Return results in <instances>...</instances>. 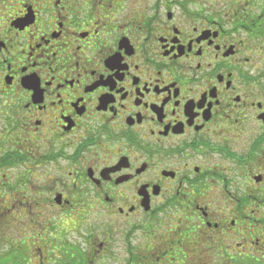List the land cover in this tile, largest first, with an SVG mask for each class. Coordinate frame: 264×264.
Returning <instances> with one entry per match:
<instances>
[{"label": "flooded vegetation", "instance_id": "flooded-vegetation-1", "mask_svg": "<svg viewBox=\"0 0 264 264\" xmlns=\"http://www.w3.org/2000/svg\"><path fill=\"white\" fill-rule=\"evenodd\" d=\"M0 211L38 264H264V0H0Z\"/></svg>", "mask_w": 264, "mask_h": 264}, {"label": "rangeland", "instance_id": "rangeland-1", "mask_svg": "<svg viewBox=\"0 0 264 264\" xmlns=\"http://www.w3.org/2000/svg\"><path fill=\"white\" fill-rule=\"evenodd\" d=\"M4 213H5L4 211L2 212L0 211V254L3 255L2 257L5 259L7 258L11 259L13 256H15V253L12 254L14 241L17 243L19 242L21 244V248L23 245L27 246L29 244L28 249L23 248L21 252L18 253L19 255L18 257H23V256L25 257L22 260L23 264H38L36 262L38 257L37 256L35 257L32 254L31 250H34V248L36 247L40 248L41 244L33 240L34 238H36L35 229H34V226L30 224L31 223L30 219H28L29 222L27 220H22L21 224L17 225L20 222H16L15 219L11 218L12 216L16 215L15 213L13 215L12 213H10V216L6 215L8 216L7 220H5V216L3 215ZM47 218H49V220L51 219L49 212L40 213L39 221H41L43 224H47V220H48ZM15 226H18V227H15ZM18 239L20 241H18ZM29 246L31 250H29ZM43 256H45V250L43 251ZM29 257H30V261L27 259ZM45 261H46V258L43 262L45 263Z\"/></svg>", "mask_w": 264, "mask_h": 264}, {"label": "trees", "instance_id": "trees-1", "mask_svg": "<svg viewBox=\"0 0 264 264\" xmlns=\"http://www.w3.org/2000/svg\"><path fill=\"white\" fill-rule=\"evenodd\" d=\"M15 227H18V226H15ZM18 241H20V240L18 239ZM18 243L15 242V241L13 242V252H12V254L15 253V256H13L14 258L12 257L11 259H9V258L5 259V258L2 257L3 255L0 254V264H23V261L22 260L25 257L24 256L23 257H18L19 256L18 253L21 252V250L23 248L28 249V245L29 244L27 246L23 245L22 248H21V244L20 243L18 244ZM29 250H31L30 246H29ZM31 251H33V250H31ZM27 259L30 261V257L27 258ZM52 260H54V259H52ZM65 260H66V257L64 256L62 259L54 260V261H56L57 264H64ZM250 264H257V263L251 262Z\"/></svg>", "mask_w": 264, "mask_h": 264}]
</instances>
